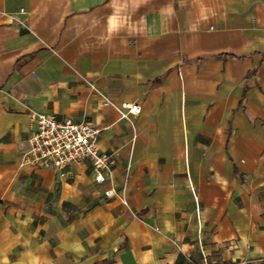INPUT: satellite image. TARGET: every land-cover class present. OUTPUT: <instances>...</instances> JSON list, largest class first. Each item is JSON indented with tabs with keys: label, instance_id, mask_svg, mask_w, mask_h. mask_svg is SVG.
Listing matches in <instances>:
<instances>
[{
	"label": "crops",
	"instance_id": "obj_1",
	"mask_svg": "<svg viewBox=\"0 0 264 264\" xmlns=\"http://www.w3.org/2000/svg\"><path fill=\"white\" fill-rule=\"evenodd\" d=\"M31 113L98 128L111 177L20 164ZM203 260L264 264V0H0V264Z\"/></svg>",
	"mask_w": 264,
	"mask_h": 264
},
{
	"label": "built area",
	"instance_id": "obj_2",
	"mask_svg": "<svg viewBox=\"0 0 264 264\" xmlns=\"http://www.w3.org/2000/svg\"><path fill=\"white\" fill-rule=\"evenodd\" d=\"M24 28L27 26L23 24ZM100 97V105L112 107L117 118L125 120L130 124L133 132L132 141L135 139V123L132 121L140 112L137 103L114 104L109 98L89 85ZM33 129L27 140L25 151L21 155L20 164L39 165L44 169H51L59 176L63 170L72 164L89 161L92 165L93 176L97 183H104L106 178L111 177L114 166V154L102 152L98 147L100 130L84 122H73L71 120H59L53 115L31 113ZM105 199L119 198V194L113 188L106 189ZM123 202V197L120 198ZM203 264H209L203 260ZM211 264V263H210ZM239 264H247L240 262Z\"/></svg>",
	"mask_w": 264,
	"mask_h": 264
}]
</instances>
